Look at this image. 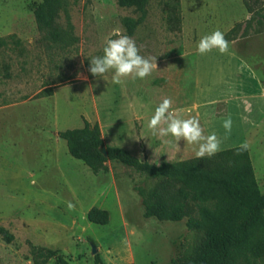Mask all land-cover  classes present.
<instances>
[{
    "label": "rangeland",
    "instance_id": "rangeland-1",
    "mask_svg": "<svg viewBox=\"0 0 264 264\" xmlns=\"http://www.w3.org/2000/svg\"><path fill=\"white\" fill-rule=\"evenodd\" d=\"M42 1L0 0V36L14 33L24 47L20 56L0 50L12 74L5 78L0 67V226L13 234L8 242L0 233V264H34L30 243L54 250L45 264H97L96 254L107 264H168L191 244L186 217L143 215L136 188L151 192L162 178L117 160L94 174L70 155L57 132L82 127L83 119L99 124L106 144L141 160L159 165L196 157L198 145L181 139L177 146L171 136L166 144L148 127L156 107L170 98L181 118L196 117L205 135L216 133L221 150L247 141L264 192V0H248L261 12L249 23L243 0H148L144 22L128 36L157 69L120 84L112 82V73L106 81L94 77L90 59L103 55L114 31L127 35L122 18L138 12L117 0H65L67 12L60 10L56 21L71 25L76 39L61 47L38 30L34 9ZM177 10L179 29L169 20ZM216 30L231 38L228 52L198 54L200 39ZM48 85L52 95L32 97ZM229 117L232 131L226 133ZM197 201L195 216L213 208L211 201ZM92 206L108 210L106 224L87 219Z\"/></svg>",
    "mask_w": 264,
    "mask_h": 264
},
{
    "label": "trees",
    "instance_id": "trees-1",
    "mask_svg": "<svg viewBox=\"0 0 264 264\" xmlns=\"http://www.w3.org/2000/svg\"><path fill=\"white\" fill-rule=\"evenodd\" d=\"M243 1L251 13L247 19L249 23L261 12L255 10L248 0ZM117 3L138 12L137 17L122 18L126 34L133 35L146 18L148 0H117ZM60 10L67 12L65 0H43L34 9V16L43 38L66 47L74 43L76 38L71 25L63 28L56 21ZM169 20L173 28L179 29L178 10L169 16ZM6 48L15 51L17 56L24 51L22 41L14 33L0 36V50ZM0 67L5 78L12 76L7 63L0 61ZM53 89V85L44 86L32 97L52 95ZM57 134L66 141L70 155L83 161L94 174L107 171L108 160H117L137 172L162 178L160 185L151 192L141 186L136 189L141 196L144 217L169 221L187 218L186 226L192 232V242L168 264L264 262V192L258 188L248 150L237 154L240 145L220 150L212 157H193L156 165L146 159L141 160L125 148L106 144L96 122L83 119L82 127L66 128ZM232 154L237 155L235 160L224 164ZM198 199L211 201L213 208L203 210L200 207L199 215H193L192 204L199 205ZM87 219L93 223L106 224L109 212L92 206L87 212ZM0 233L6 241H12L13 234L3 226H0ZM30 250L34 264H45L54 253L50 248L32 243ZM95 262L107 264L98 254L95 255Z\"/></svg>",
    "mask_w": 264,
    "mask_h": 264
},
{
    "label": "clouds",
    "instance_id": "clouds-1",
    "mask_svg": "<svg viewBox=\"0 0 264 264\" xmlns=\"http://www.w3.org/2000/svg\"><path fill=\"white\" fill-rule=\"evenodd\" d=\"M115 38H109L105 41L103 55L94 56L90 59L88 71L97 78L107 80L108 74L112 73L111 79L115 84L122 83L123 78L133 80L146 79L157 69L156 61L152 58H146L140 54V48L136 42L128 35L122 34L116 30L112 34ZM217 49L221 54H225L229 49V42L220 30L212 32L210 35L203 36L197 46V52L205 55ZM86 78V77H85ZM172 109V100L165 98L156 107L154 114L148 122V127L152 134L160 137L164 143L171 141L164 139L171 136L177 142L183 139L188 144L198 145L195 152L196 157H212L218 153L221 140L216 133L204 134L200 120L196 117L187 119L181 118L179 110ZM223 128L226 133L232 131V120L227 118L223 122ZM247 141L243 142L237 151L241 154L249 149ZM69 210H73L75 205L68 202Z\"/></svg>",
    "mask_w": 264,
    "mask_h": 264
},
{
    "label": "water",
    "instance_id": "water-1",
    "mask_svg": "<svg viewBox=\"0 0 264 264\" xmlns=\"http://www.w3.org/2000/svg\"><path fill=\"white\" fill-rule=\"evenodd\" d=\"M103 152L106 153L105 149H103ZM95 251H96V247L93 246V252H95Z\"/></svg>",
    "mask_w": 264,
    "mask_h": 264
}]
</instances>
